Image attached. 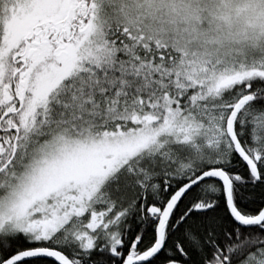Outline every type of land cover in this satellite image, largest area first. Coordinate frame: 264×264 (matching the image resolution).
Segmentation results:
<instances>
[{"label":"snow or ice","instance_id":"snow-or-ice-1","mask_svg":"<svg viewBox=\"0 0 264 264\" xmlns=\"http://www.w3.org/2000/svg\"><path fill=\"white\" fill-rule=\"evenodd\" d=\"M0 264H264V0H0Z\"/></svg>","mask_w":264,"mask_h":264}]
</instances>
